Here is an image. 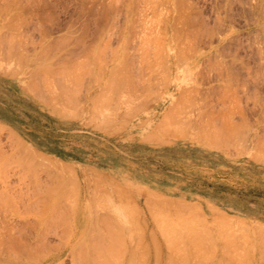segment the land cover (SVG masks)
<instances>
[{
    "label": "rangeland",
    "instance_id": "rangeland-1",
    "mask_svg": "<svg viewBox=\"0 0 264 264\" xmlns=\"http://www.w3.org/2000/svg\"><path fill=\"white\" fill-rule=\"evenodd\" d=\"M156 1L0 0V39L17 47L0 45V238L21 217L37 219L52 249L31 246L29 262L97 264L105 255L98 264H116L118 253L122 264H264V0ZM40 65L52 70V85L39 77V90L29 91ZM21 146L41 157L37 179ZM59 168L72 178L63 203L45 192ZM56 218L64 223H48ZM192 232H205V246L187 241ZM27 236L21 241L33 244L36 236ZM2 243L0 263L8 264L14 254ZM25 249L22 256L31 253Z\"/></svg>",
    "mask_w": 264,
    "mask_h": 264
},
{
    "label": "bare ground",
    "instance_id": "bare-ground-1",
    "mask_svg": "<svg viewBox=\"0 0 264 264\" xmlns=\"http://www.w3.org/2000/svg\"><path fill=\"white\" fill-rule=\"evenodd\" d=\"M9 1H11V0H9ZM19 1H20V0H19ZM24 1H25V0H24ZM29 1H30V0H29ZM32 1H33V0H32ZM40 1H41V0H39V2H40ZM155 1H156V0H155ZM16 2H17V1H15V3H16ZM22 2H23V1H22ZM27 2H28V1H27ZM156 2H158V1H156ZM176 2H177V1H176ZM7 3H8V0H7ZM18 3H19V2H18ZM31 3H32V2H31ZM36 3H38V2H36ZM24 4H25V3H24ZM27 4H28V3H27ZM8 5H9V3H8ZM25 5H26V4H25ZM15 6H16V4H15ZM127 7H128V6H127ZM13 8H14V7H13ZM29 9H30V8H29ZM30 10H31V9H30ZM0 15H1V14H0ZM180 16H181V15H180ZM0 17H1V16H0ZM19 18H20V17H19ZM2 19H3V18H2ZM2 19H1V20H2ZM15 19H16V18H15ZM7 25H8V24H7ZM22 26H23V25H22ZM2 27H4V26H2ZM8 27H9V26H8ZM150 27H151V26H150ZM15 29H16V28H15ZM17 29H19V28H17ZM1 33H2V31H1ZM3 33H4V32H3ZM3 33H2V34H3ZM9 34H10V32H9ZM162 35H164V33H163V34H160V36H162ZM7 36H8V35H7ZM7 36H6V39H0V40H1V41H0V42H1L0 45H2V48H3V44H2V40H3V43L7 45V47H5V51H6V49L8 48V46H9V49H11V51H13L14 48H16L15 50H17V47H15V44H16L15 42H16V40L14 39V41H13V40H12L13 38H12L11 40H8V41H7ZM160 36H159V37H160ZM164 36H165V35H164ZM1 37L3 38V35H2ZM10 37H11V35H10ZM159 37H158V39H159ZM162 37H163V36H162ZM165 37H166V36H165ZM173 37H174V36H173ZM175 37H176V36H175ZM4 38H5V37H4ZM20 38H22V37H20ZM156 39H157V38H156ZM189 39H190V38H189ZM22 40H23V39H22ZM159 40H160V39H159ZM160 41H162V39H161ZM160 41H159V45L162 46V47H164L163 43H162V45H161V42H160ZM188 41H189V40H188ZM66 42H67V41H66ZM21 43H22V42H21ZM60 43H61V42H60ZM23 44H24V43H23ZM23 44H22V45H23ZM62 44H63V43H62ZM64 44H65V43H64ZM157 44H158V42H157ZM183 44H184V43H183ZM58 45H59V44H58ZM102 45H103V44H102ZM104 45H107V43L104 44ZM4 46H5V45H4ZM24 46H25V45H24ZM0 47H1V46H0ZM19 47H20V46H19ZM25 47H26V46H25ZM22 48H23V47H22ZM22 48H21V49H22ZM48 48H49V47H48ZM3 50H4V49H3ZM15 50H14V51H15ZM97 50H98V49H97ZM116 50H117V49H116ZM1 51H2V50H1ZM14 51H13V52H14ZM19 51H20V50H19ZM50 51H51V50H50ZM161 51H162V50H161ZM3 52H4V51H3ZM3 52H2V53H3ZM8 52H9V51H7V53H8ZM16 52H17V51H16ZM16 52H14V53H16ZM21 52H22V51H21ZM95 52H96V54H97V52H100V51H99V50H98V51L95 50ZM95 52L93 53V56L95 55ZM22 54H23V53H22ZM100 54H101V53H100ZM7 55H8V54H6V56H7ZM9 55L11 56L12 54L10 53ZM9 55H8V56H9ZM13 55H14V54H13ZM15 55H16V54H15ZM15 55H14V56H15ZM20 55H21V54H20ZM20 55H19V57H20ZM39 55H40V54H39ZM101 55H102V54H101ZM161 55H162V54H161ZM22 56H23V55H22ZM22 56H21V57H22ZM25 56H26V55H25ZM107 56H108V55H107ZM107 56H106V57H107ZM15 57H16V56H15ZM23 57H24V56H23ZM103 57H104V56H103ZM103 57L100 58V55H99V53H98V55H96V58H94V59H95V62H98V63H96V64H98V65H99V63L103 64V62H102ZM106 57H105V58H106ZM113 57H114V56H113ZM8 58H9V57H8ZM37 58H38V57H37ZM42 58H44V57H42ZM98 58H99V60H98ZM107 58H108V57H107ZM107 58H106V59H107ZM110 58H111V57H110ZM21 59H22V58H21ZM100 59H101V62H99ZM146 59H147V58H146ZM13 61H14V60H13ZM21 61H22V60H21ZM23 61H24V59H23ZM145 61H146V60H145ZM25 63H27V62H25ZM32 63H34V61H33ZM32 63H31V64H32ZM61 63H62V62H61ZM64 63H65V62H64ZM125 63H126V62H125ZM153 63H154V61H153ZM17 64H18V67H19V66H20L19 63H17ZM20 64L23 65V63H21V62H20ZM101 64H100V65H101ZM113 65H114V64H113ZM47 66H48V65H40V66L34 68L33 71H35V75H38V76H37V79L40 77L42 83H44L45 85L51 83V84H49V86H50V85H52V82H49L48 79H47V77H46L45 75H46L47 72H51L52 70L50 71V67L47 68ZM64 66H65V65H63V67H64ZM0 67H1V66H0ZM23 67H24V65H23ZM53 67L55 68V66H53ZM102 67H103V66H102ZM121 67H122V66H121ZM126 67H127V66H126ZM99 68H100V66H99ZM104 68H105V67H104ZM104 68H103V69H104ZM127 68H130V67H127ZM4 69H5V68H4ZM6 69L8 70V68H6ZM20 69H21V68H20ZM48 69H49V70H48ZM57 69H58V68H57ZM62 69H63V68H62ZM62 71H63V72H64V71L66 72L67 69H66V70H62ZM100 71H103V70H100ZM113 71H114V68H113ZM129 71H130V70H129ZM6 72H7V71H6ZM86 72H88V71H86ZM110 73H111V72H110ZM47 74H49V73H47ZM69 74H70V73H69ZM89 74H91V73L89 72ZM32 75H33V74H32ZM93 75H94V74H93ZM72 76H73V75H72ZM86 76H88V73H87ZM94 76H95V75H94ZM91 77H92V75H91ZM95 78H96V76H95ZM95 78H93V80H94ZM97 79H99V78H97ZM131 79H132V78H131ZM131 79H130V80H131ZM146 79H148V78H146ZM140 80H141V79H140ZM143 80H145V79H143ZM143 80H141V82H144ZM34 81H35V82L31 83V87H30V88H27V90H29V91H30V90H33L34 92H36V91L39 90V87H40L41 82H40V84H39V79H38V80H34ZM107 81H108V83H109V80H107ZM59 82H60V84L63 83V82L61 83V80H60ZM99 82H100V81H99ZM105 83H107V82H105ZM110 83H112V82H110ZM137 83H138V82H137ZM55 84H56V83H55ZM58 84H59V83H58ZM81 84H82V83H81ZM91 84H92V83H91ZM98 84H99V83H98V81H97V85H98ZM56 85H57V84H56ZM131 85H132V84H131ZM49 86H48V87H49ZM105 86H106V84H105ZM102 87H104V86L102 85ZM106 87H107V86H106ZM109 87L112 88V87H113V84H112V86H109ZM109 87H108V89H109ZM142 87H144V86H142ZM147 87H148V86L146 85V88L144 89V90H145V91H144L145 93H146V89H147ZM56 88H57V87H56ZM85 88H86V87H85ZM85 88H84V89H85ZM111 88H110V89H111ZM87 89H88V88H87ZM87 89H86V90H87ZM103 89H104V88H103ZM148 89H149V88H148ZM148 89H147V90H148ZM61 90H62V89H61ZM149 90H150V89H149ZM59 91H60V90H58V92H59ZM58 92H56V93H54V94H57ZM63 92H65V90L62 91V94H63ZM140 92H141V91H140ZM179 92H180V91H179ZM65 93H66V92H65ZM65 93H64V94H65ZM101 93H102V92H100V94H101ZM109 93H110V92H109ZM145 93H143V95H144ZM183 93H184V92H183ZM32 94H34V93H32ZM54 94H53V95H54ZM103 94H104V93H103ZM37 95H38V93H37ZM50 95H52V94H50ZM50 95H49V96H50ZM57 95H58V94H57ZM57 95H55V96H57ZM95 95H96V94H95ZM106 95H107V94H106ZM106 95L104 94V96H105V98L103 97L104 100L106 99ZM181 95H182V94H181ZM65 96H66V94H65ZM96 96H97V95H96ZM101 96H103V95H101ZM38 97H40V96H38ZM50 97H51V96H50ZM52 97H53V96H52ZM59 97H61V96H60V92H59L58 98H59ZM94 97H95V96H94ZM107 97H108V95H107ZM46 98H47V97H46ZM56 98H57V97H56ZM63 98H64V97H63ZM96 98H97V97H96ZM98 98H101V97L98 96ZM98 98H97V99H98ZM186 98H187V97H186ZM41 99H42V97H41ZM44 99H45V97H44ZM65 99H66V98H64V100H65ZM130 99H131V98H130ZM147 99H148V98H147ZM46 100L49 101V99H46ZM46 100H45V101H46ZM59 100H60V99H58L57 102H59ZM92 100H94L93 97H92ZM108 100H109V99H108ZM53 101H55V100H53ZM94 101L97 102L96 100H94ZM94 101H93V102H94ZM99 101H100V100H99ZM99 101H98V102H99ZM186 101H187V99H186ZM232 101H233V100H232ZM46 102H47V101H46ZM49 102H51V101H49ZM95 102H94V103H95ZM108 102H109V101H108ZM54 103H55V102H54ZM59 103H61V102H59ZM59 103H58V104H59ZM67 103H69V102H67ZM94 103H93V105H94ZM177 103H178V102H177ZM179 103H180V102H179ZM48 104L50 105L51 103H48ZM109 104H110V103H109ZM49 105H48V106H49ZM60 105H61V104H60ZM67 105H68V104H67ZM99 105H100V104H99ZM51 106H52V105H51ZM58 106H59V105H58ZM175 106H176V105H175ZM178 106H179V105H178ZM53 107H54V106H53ZM60 107H61V106H60ZM62 107H63V105H62ZM66 107H67V106H66ZM95 107H96V105H95ZM111 107H112V106H111ZM115 107H116V106H115ZM109 108H110V107H109ZM56 109H57V107H56ZM59 109H60V108H59ZM62 109H63V108H62ZM116 110H117V109H116ZM179 110H181V109H179ZM172 111H173V110H172ZM65 112H67V111H65ZM98 113H99V112H98ZM63 114H64V110H63ZM124 114H125V113H124ZM169 114H170V112H169ZM94 115H95V114H94ZM99 116H100V115H99ZM172 117H173V116H172ZM91 120H92V119H91ZM164 120H165V119H164ZM167 123H168V122H167ZM168 124H169V123H168ZM181 124H182V123H181ZM163 126H164V125H163ZM183 126H184V125H183ZM0 128H1V126H0ZM237 128H238V127H237ZM178 129H179V128H178ZM184 129H185V128H183V130H184ZM1 130H2V128H1ZM1 130H0V131H1ZM179 130H181V128H180ZM185 130H186V129H185ZM243 130H244V129H243ZM166 131H167V130H166ZM241 131H242V130H241ZM204 135H205V134H204ZM206 135H208V134H206ZM15 136H16V134H15ZM208 136H209V135H208ZM223 137H224V136H223ZM216 138H218V139H219V138L222 139L221 136H219V137L217 136ZM216 138H213V139H216ZM225 138H227V137H225ZM208 139H209V138H208ZM218 139H217V141H218ZM220 139H219V140H220ZM21 140H23V141H21ZM223 140H224V139H223ZM229 140H230V139H229ZM235 140H236V139H235ZM235 140H234V141H235ZM20 141H21V142H24V139H20ZM210 141H212V140H210ZM214 141H216V140H213V142H214ZM262 142H263V141H262ZM232 143H233V142H232ZM9 144H10V143H9ZM236 145H237V144H236ZM25 146H27L26 143L24 144V147H25ZM233 146H234V144H233ZM14 147H15V146H14ZM24 147L21 146V147L19 148V149H21V150H20V153H21V154L23 153L24 156H25V160L27 161V165H28L27 168H29V170L33 169L32 172H31V171H29V172H31V173L34 174V172H36L37 168H41V167H43L42 165H39L40 163L42 164L41 160H39V159H41V157L39 158V157L37 156L38 154H37L36 151H32L31 153H28V151H27ZM28 147H29V146H28ZM221 147H222V146H221ZM17 148H18V147L16 146V149H14V150L16 151ZM1 150H2V149H1ZM1 150H0V151H1ZM30 150H31V149H29V151H30ZM17 151H18V153H19V150H17ZM40 153H41V152H40ZM1 154H2V153H1ZM1 154H0V155H1ZM21 154H20V155H21ZM42 154H43V153H42ZM44 154H45V153H44ZM44 154H43V155H44ZM3 155H4V154H3ZM5 155H6V154H5ZM18 155H19V154H18ZM18 155L16 156L17 158H18ZM24 156H23V157H22V156H19V157L24 158ZM44 156L46 157V155H44ZM47 157H48V156H47ZM38 158H39V159H38ZM48 158H49L50 161L53 160L50 156H49ZM11 159H12V158H11ZM14 160H15V159L12 160V161L14 162V164L17 163V160H16V161H14ZM19 160H22V159H18V161H19ZM23 160H24V159H23ZM39 161H40V162H39ZM53 161H54V160H53ZM54 162H55V161H54ZM10 163H11V161H10ZM55 163H56V162H55ZM55 163H53V164L51 163V164H52L51 167H54V166H56V165H57V167L60 166L59 163H58V164L56 163V165H54ZM2 164H3V163H2ZM14 164H13V165H14ZM10 165L12 166V164H10ZM19 165H20V164H19ZM53 165H54V166H53ZM58 165H59V166H58ZM0 166H2V165H0ZM11 166H8V167L11 168ZM16 166H17V164L15 165V167H16ZM40 166H41V167H40ZM64 166H65V165H64ZM17 167H19V166H17ZM22 167H23V166H22ZM0 168H1V167H0ZM6 168H7V167H6ZM66 168H67V167H66ZM68 168H69V167H68ZM3 169H5V168H2V170H3ZM69 169H71V167H70ZM69 169H68V171H69ZM0 170H1V169H0ZM2 170L0 171L1 173H3ZM23 170H24V168H23ZM64 170H65V168H64ZM6 171H7V170H6ZM6 171H5V172H6ZM21 171H22V170H21ZM37 171H38V170H37ZM25 173H27V169H26V172H25ZM49 173H50V172H49ZM33 174H32V175H33ZM1 175H2V174H1ZM1 175H0V176H1ZM23 175L25 176V174H23ZM23 175H22V176H23ZM32 175H31V176H32ZM34 175H35V177L37 176L36 174H34ZM34 175H33V178H34V182H35L36 179H37V177H36V179H35ZM38 175H39V173H38ZM4 176H6V175L4 174ZM75 176H76V175H75ZM25 177H26V176H25ZM51 177H52V178H51V179H52V182H51V183L55 184V185H54L55 188L53 187V189H51V188H49L50 185L48 186V188H49L50 190H45V192L47 191V192H48V193H47L48 196H49V197L51 196V198H50L49 200H47V198H49V197H48L47 195H46V197H43V195H42V198H41V199L44 198V200H43L42 202H44L45 199H46L47 201H50V200L55 196V194H58V195L61 194V195L59 196V197H60V198H59L60 200H61V196H63L62 198H64V195H62V194H65L66 191H68V189H69L68 185L70 184L69 181L72 180V178H71L68 174H66L65 171H63V170L60 169V168L57 169V170L55 171L54 174H51ZM2 178H3V177H2ZM27 178H29V177H27ZM31 178H32V177H31ZM4 179H5V178H4ZM30 180H31V182H33L32 179H30ZM2 181H3V180H2ZM74 181H75V178H74ZM71 182H72V181H71ZM43 183H44V182H43ZM75 184H77V183H75ZM75 184H74V185L71 184V185L75 186ZM40 185H41V184H40ZM43 185L46 186V185H48V183H46V181H45V183H44ZM37 187H38L39 190H40V187H39V186H37ZM32 188H33V187H32ZM38 188H35V189H38ZM41 188H42V187H41ZM48 188H47V186H46L45 189H48ZM72 188H73V187H72ZM72 188H71V189H72ZM74 189H75V188H74ZM4 190H5V189H4ZM78 190H79V189L76 188V192H77V193H75V194H78V193H79ZM36 191H37V190H36ZM73 191H75V190H73ZM94 191H95V190H94ZM0 192H1V191H0ZM5 192H6V191H5ZM43 192H44V190H43ZM92 192H93V191H92ZM7 193H8V191H7ZM38 193H39V192H38ZM4 194H6V193H4ZM73 194H74V192H73ZM93 194H94L97 198H101V197H102V196H101V197H100V196L98 197V195H96L95 193H93ZM2 195H3V194L0 193V197H1ZM69 195H71V194H69ZM69 195L67 194V195L65 196V198H66L67 196H68V198H70ZM91 195H92V193H91ZM44 196H45V195H44ZM95 196H93V197H95ZM4 197H7V196L4 195ZM4 197H2V199H4ZM8 197H9V196H8ZM0 199H1V198H0ZM6 199H7V198H6ZM6 199H5V200H6ZM8 199H9V198H8ZM17 199H18V198H17ZM39 199H40V198H39ZM102 199H103V198H102ZM106 199H107V198H106ZM5 200H4V202H5ZM54 200H55V199H54ZM54 200H53V201H54ZM60 200H58V198H57L56 203L59 204L58 201H60ZM107 200H108V199H107ZM0 201H1V200H0ZM2 201H3V200H2ZM7 201H8V200H7ZM7 201H6V202H7ZM17 201H18V200H17ZM47 201H46V202H47ZM61 201H62V203L64 202V200H61ZM103 201H104V199H103L101 202H103ZM6 202H5V203H6ZM33 202H34V201H33ZM46 202H45V203H46ZM50 202H51V201H50ZM73 202H74V201H73ZM104 202H105V201H104ZM108 202H109V201H108ZM9 203L11 204L10 201H9ZM9 203H8V204H9ZM12 203H13V201H12ZM54 203H55V202H54ZM0 204H2V202H0ZM18 204H19V203H18ZM20 204L22 205V203H20ZM38 204H40V203H38ZM42 204H44V203H42ZM71 204H72V203L70 202V206H72ZM73 204H74V203H73ZM153 204H154V203H153ZM176 204H177V203H176ZM178 204H179V203H178ZM3 205H4V204H3ZM6 205H7V204H6ZM11 205H12V204H11ZM13 205H15V204L13 203ZM23 205H24V204H23ZM36 205H37V203H36ZM54 205H56V204H53V206H54ZM59 205H61V204H59ZM64 205H65V204H64ZM8 206H9V208H10V205H8ZM8 206H7V207H8ZM53 206H52V208H54ZM56 206H57V205H56ZM13 207L15 208V206H13ZM13 207H12V208H13ZM61 207H62V206H61ZM65 207H66V205H65ZM73 207H74V209H75L76 205H74ZM73 207H71V208L73 209ZM98 207H99V206H98ZM98 207H97V208H98ZM5 208H6V207H5ZM16 208H17V206H16ZM16 208H15V209H16ZM21 208H22V209H25V208H23V207H21ZM66 208H67V207H66ZM47 209H48V208H47ZM99 209H100V208H99ZM58 210L60 211V209H58ZM58 210H56V212H57ZM61 210H62V209H61ZM23 211H24V210H23ZM45 211H46V209H44V212H45ZM98 211L101 212L102 210L100 209V210H98ZM98 211H96L97 214H94L95 216H93V215H91V216L95 217V218L93 219L92 222L95 224L96 227L100 228L99 226H97V225H99V222H100V221L96 218V216L98 217V215H101V216H100V219H101V218H104V217H103L104 215L101 214V213L98 214ZM3 212H4V211H3ZM44 212H43V213H44ZM51 212H52V213H50V214H52V215L55 216V214H54L55 210H54V212H53V211H51ZM64 212H65V211H64ZM18 213H21V211H19ZM18 213H17V214H18ZM24 213H25V212H24ZM46 213H47V211H46ZM61 213H62V212H61ZM116 213H118V212H116ZM29 214H30V213H29ZM29 214H28V215H29ZM31 214H32V213H31ZM33 214H34V213H33ZM33 214H32V215H33ZM41 214H42V213H41ZM50 214H49V215H50ZM65 214H66V213H65ZM26 215H27V214H26ZM39 215H40V214H39ZM39 215H38V216H39ZM19 216L21 217V215H19ZM22 216H23V215H22ZM24 216H25V215H24ZM21 218H22V217H21ZM21 218H20V223H19V224L22 225V226H18V225H16L17 227H16V226H15V227L9 226V227H12L11 229H10V228H7V227H8V226H7V227H6V228H7V232L5 233L6 236H7V238L5 239V237H6L5 235H3V236H5V237H1V238H0V239H2V241H3V239H5V241L8 239L6 242H8L9 244L7 243L8 245H4V244L6 243L5 241H4L5 243L3 242L4 244L2 243V241L0 242V244L2 243V244L4 245L3 247H6V246L9 247V248H6L7 250H6V249H5V250L14 254V257H13V258H12V257H9V259L7 258V259H8V264H37L38 262L33 263V262H29V261H28V260L31 261V257H30V256H31V254H33L32 252L34 251V253H35V250H32V252H31L30 247L32 246V248H36V251H37V252L39 251L40 248H41L40 251L43 250L44 248H48V251H49L50 249H52V248H51V245H50V243H49V241H50V239H49V235H51V232H48L47 230H46V232L40 230V229L37 227V225H36V223H37V222H36L37 219H35V217L33 218V219L36 220V221H34V224L23 223V221H24L26 218H25L24 220H22ZM23 218H24V217H23ZM47 218H48V217H46V219H47ZM59 218H60V217H58V219H59ZM90 218H91V217H90ZM124 218H125V214L122 213L121 211H119L118 216H117V218H116L115 220H117V223L119 224V227H120V231H121V232H122V230H124V227H123V224H122ZM58 219H57V218H56V219H53L52 222H51L50 219H48V223H49V222H50V223H53V221H54V222H55V221H59ZM71 219H72V218H70V221H71ZM12 220H13V219H12ZM18 220H19V219H18ZM41 220H42V219H41ZM68 220H69V219H68ZM68 220H66V221H68ZM75 220H76V221H79V212H78V211L76 212ZM102 220H103V219H101V221H102ZM3 221H4V220H3ZM6 221H7V220H6ZM15 221H16V220H15ZM90 221H91V219H90ZM185 221H186V220H185ZM197 221H198V220H197ZM7 222H8V221H7ZM27 222H28V221H27ZM46 222H47V221H45V224L47 225L48 223H46ZM60 222L64 223L63 221H59V224H62V223H60ZM103 222H104V221H103ZM188 222H189V221H188ZM5 223H6V222H5ZM17 223H18V222H17ZM57 223H58V222H57ZM190 223H191V221H190L189 223H187V227H188V224L191 225ZM25 224H26V225H25ZM29 224H30V225H29ZM37 224H39V223H37ZM43 224H44V222H43ZM76 224H77V222H76ZM96 224H97V225H96ZM107 224L111 225V222H108ZM1 225H2V224H1ZM4 225H5V224H4ZM4 225H3V226H4ZM6 225H8V224H6ZM10 225H11V224H10ZM39 225H40V224H39ZM69 225H70V224H69ZM47 226H48V225H47ZM201 226H202V224H201ZM18 227H22V228H18ZM48 227H49V226H48ZM6 228H5V230H6ZM16 228H18V229H17V231H18V235H15V234H17V233L13 232V231H16V230H15ZM60 228H61V227H60ZM65 228H66V227H65ZM121 228H122V230H121ZM206 228H207V227H205V230L207 231V229H208L209 227H208L207 229H206ZM56 229H57V228H56ZM66 229H67V228H66ZM186 229H187V228H186ZM2 230H3V229H2ZM61 230H63V228H61ZM67 230H68V229H67ZM180 230H181V229H180ZM199 230H200V229H199ZM64 231H66V230L64 229ZM68 231H69V230H68ZM132 231H133V230L130 229L129 232H132ZM187 231H188V229H187ZM190 231H191V230H190ZM190 231H189V232H190ZM219 231H220V230H219ZM53 232H55V230H53ZM95 232H97V231H95ZM193 232H194V231H193ZM193 232H192V233H189V237H190L191 239H190V240L187 239V241H188V242H191V243L193 244V246H195V244H196V246H199V247H200V246H201V243H202V246H203V245H204L203 242H204L205 240L202 241L201 236L204 235L205 232H204L203 234L201 233V234H199V235L197 236V237H200V238H198V239L200 240L199 245L197 244V242H199V241H198V239H196V237H195V234L197 235L198 232L195 233V234H194ZM201 232H202V231H201ZM210 232H211V231H209V233H208L206 236H208V235L210 234ZM49 233H50V234H49ZM122 233H123V232H122ZM122 233L119 232L120 235H123ZM0 234H1V233H0ZM3 234H4V233H3ZM31 234L34 235V236H36V240H35V242L33 243L34 245H36L35 247H34V245H33L32 243H28L27 241H24L25 238L27 239V237H29V236H27V235H31ZM98 234L101 235V233H98ZM190 234H191V236H190ZM221 234H222V232H221ZM52 235H53V234H52ZM225 235H226V234H225ZM230 235H231V234H230ZM210 236H211V235H210ZM210 236H209V237H210ZM214 236H215V235H214ZM22 237H23L24 239H22V241H21L20 238H22ZM130 237H132L131 240L134 241L135 237H133V235H131V234H130ZM194 237H195V238H194ZM204 237H205V236H204ZM103 238H104V236H103ZM105 238H109V237L107 236V237H105ZM26 239H25V240H26ZM92 239H93V238H92ZM95 239H96V238H95ZM113 239H115V238L113 237ZM194 239H195V243L192 242ZM203 239H207V238L205 237V238H203ZM210 239H214L213 236H211ZM215 239H216V237H215ZM232 240H233V239H232ZM169 241H170V240H169ZM211 241H212V240H211ZM248 241H249V240H248ZM22 242H23V243H22ZM25 242H26V243H25ZM59 242H60V241H59ZM79 242H80V243H79ZM79 242H78V243H79L80 246H81V244H84V242L87 243L86 240H84L82 243H81V240H80ZM88 242H89V241H88ZM93 242H94V240H93ZM159 242H160V241H159ZM159 242H158V243H159ZM24 243H25L26 245H25ZM106 243H107V242H106ZM185 243H186V242H185ZM191 243H190V244H191ZM210 243H212V242H210ZM251 243H253V242H251ZM152 244H153V243H152ZM190 244H187V243H186V246H192V245H190ZM214 244H215V243H213V245H214ZM261 244H262V243H261ZM27 245H28L29 250H30L31 253L26 254V256H22V255H23L22 253H23V251H24L23 249H25V248L27 247ZM92 245H93V244H92ZM97 245H98V244H97ZM213 245H212V247H214ZM215 245H216V244H215ZM245 245H246V244H245ZM158 246H159V245H158ZM204 246H205V245H204ZM91 247H92V246H91ZM91 247H90V248H91ZM155 247H156V246H155ZM252 247H253V246H252ZM87 248H88V247H87ZM203 248H204V247H203ZM206 248H207V247H206ZM224 248H226V247H224ZM2 249H4V248H2ZM2 249L0 250V253H4V252H5V251H2ZM115 249H117V248H115ZM115 249H114V250H113V249H110V250H113V251H114L113 253H115V251H116ZM157 249H158V248H157ZM249 249H250V248H249ZM252 249H253V248H252ZM25 250H27V249H25ZM66 250H67V246L63 247V249L60 251V254H59V255L63 254ZM193 250L196 252L195 249H193ZM226 250H227V248H226ZM243 250H244V249H243ZM246 250H248V248H247ZM92 251H93V250H92ZM117 251H118V249H117ZM146 251H147V250H146ZM146 251H145V253H146ZM148 251H149V249H148ZM156 251H157V250H156ZM188 251H189V250H188ZM210 251H211V249H209L208 252L210 253ZM244 251H245V250H244ZM248 251H249V250H248ZM24 252H25V251H24ZM26 252H27V251H26ZM93 252H94V251H93ZM108 252H109V250H108ZM110 252L112 253V251H110ZM119 252H120V250H119ZM158 252H159V251H158ZM183 252H185V253H183L182 255H181V252H180L179 261L181 260L180 258H184V257H187V259H189L188 256H186V255H188L187 253L190 254V253L192 252V250L189 251V252H187V251H183ZM223 252H224V251H223ZM111 253H108V254H109L108 256H110ZM113 253H112V254H113ZM116 253H117V252H116ZM120 253H121V252H120ZM154 253H155V250H154ZM209 253H208V254H209ZM112 254H111V255H112ZM159 254H160V253H159ZM184 254H185V255H184ZM191 254H192V253H191ZM195 254H196V253H195ZM197 254H199V252H198ZM211 254H212V251H211ZM229 254H230V252H229ZM238 254H239V253H237V255H238ZM0 255H1V254H0ZM6 255H7V254H6ZM115 255H117L116 257H114V258L117 259V262H119V264H122L121 258H124V257L119 256V259H118V258H117V257H118V253L115 254ZM120 255H121V254H120ZM155 255H157V254H155ZM168 255H170V254H168ZM183 255H184V256H183ZM1 256H2V255H1ZM9 256H10V255H9ZM104 256H105V255H104ZM104 256H103V257H104ZM108 256H107V257H108ZM181 256H182V257H181ZM192 256H194V253H193ZM192 256L189 255V257H192ZM222 256H223V255H222ZM6 257H8V256H6ZM25 257H26V258H25ZM38 257H39V256H37L36 258H38ZM103 257H102V259H103ZM107 257H106V258H107ZM147 257H148V256H147ZM167 257H168V256H167ZM170 257H172V256H170ZM224 257H225V256H224ZM241 257H242V256H241ZM24 258H25V259H24ZM154 258H155V257H154ZM156 258H157V257H156ZM156 258H155V259H156ZM205 258H206V257H205ZM208 258H209V257H208ZM217 258H218V257H217ZM2 259H3V258H2ZM82 259H85V258H80V261H79V258H78V259L76 258V260H78L79 262H81V261H82V262H86V260H87V262H88V261L92 262V260H88V259L82 260ZM102 259H100V258H99V259H95V260L93 259V262H96V263L98 264V261H99V260L102 261ZM187 259H186V260H187ZM192 259H193V257H192ZM194 259H195V257H194ZM212 259H213V256H212ZM219 259H220V257H219ZM238 259H239V258H238ZM246 259H247V258H246ZM39 260H40V257H39ZM111 260H112V259H111ZM111 260H110V262H112ZM118 260H119V261H118ZM210 260H211V259H210ZM248 260H249V259H248ZM251 260H252V259H251ZM22 261H25V263H22ZM127 261H128V260H127ZM155 261H156V260H155ZM190 261H191V258H190ZM190 261H189V262H190ZM218 261H219V260H218ZM224 261H225V260H224ZM226 261H227V260H226ZM228 261H229V260H228ZM243 261H244V259H243ZM76 262H77V261H76ZM82 262H81V263H82ZM87 262H86V263H82V264H91V263H87ZM117 262H116V264H117ZM120 262H121V263H120ZM123 262H124V261H123ZM189 262H188V263H189ZM3 263H4V262H3ZM99 263H100V262H99ZM104 263H106V262H103L102 264H104ZM129 263H130V262H128V264H129ZM167 263H168V261H167ZM167 263H166V264H167ZM179 263H180V262H179ZM179 263H178V264H179ZM243 263H244V262H243ZM0 264H1V263H0ZM92 264H93V263H92ZM106 264H109V262H107ZM111 264H113V262H112ZM114 264H115V263H114ZM154 264H155V263H154ZM196 264H197V263H196ZM240 264H241V263H240Z\"/></svg>",
    "mask_w": 264,
    "mask_h": 264
}]
</instances>
